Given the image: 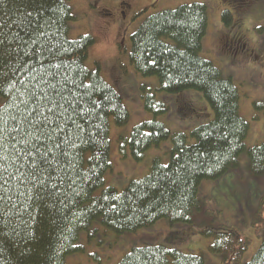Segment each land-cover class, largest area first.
Segmentation results:
<instances>
[{
  "label": "trees",
  "instance_id": "1",
  "mask_svg": "<svg viewBox=\"0 0 264 264\" xmlns=\"http://www.w3.org/2000/svg\"><path fill=\"white\" fill-rule=\"evenodd\" d=\"M262 1L245 0L246 4L250 3L246 6L248 12H264ZM239 3L246 5L242 0ZM229 8L222 22L227 27H223L224 35L230 47L236 50L238 44L240 48L246 46L249 53L245 58L250 59L253 54L257 63L256 57L259 60L262 57L256 48L262 44H248L249 38L238 27L240 22L229 21L232 15L236 18L237 10L233 6ZM29 16L31 27L27 22ZM72 21L68 0L0 3V33L7 35V41L0 43V99H3L0 109L12 111L14 87H19L17 79L27 80L29 67L51 58L39 46L45 40L55 57L52 63L63 65L61 71L68 79V86L75 84L81 91L87 89L78 113H69L74 123L61 124V128L68 129L73 143L67 158H62V171L53 173L55 178L48 186L17 183L19 174L11 181L5 174L0 182H6L0 188L3 197L0 199V264H67V257L78 251L75 244L79 234L97 222L115 235L145 232V244L133 247L117 264H204L201 253L188 255L158 244L165 239L180 242L181 235L191 230L199 231L211 241L208 251L221 264H264V184L255 181V177L264 179V142L247 146L249 125L242 117L244 110L238 87L230 76H224L210 61L200 57H205L201 55L203 39L207 30L210 32L206 7L194 4L162 11L146 20L130 37L128 58L133 70H123L116 59L105 78L98 69L91 72L86 67L88 48L94 40L87 35L71 39ZM37 27L42 33L39 43L34 39L33 29ZM259 66L264 68V64ZM133 71L141 78L152 77L156 81L141 87L143 110L154 118L134 126L128 140L122 138L121 148L127 145L133 161L140 163L147 151L159 148L164 142L171 141L172 147L166 164L155 158L147 175L131 179L118 191L105 186L104 177L112 171L110 153L114 163H119L118 131L115 130L111 148V126L127 127L130 114L124 100L140 94L136 91L134 96L131 88L123 89L121 85L127 73L132 78L130 83L133 82ZM188 91L202 94L212 111V118L196 126L190 136L173 131L165 121L167 114L179 120L197 111L193 99L186 94ZM73 93L80 94L75 88ZM134 104L137 100L130 99L129 106ZM204 109L200 107L201 111ZM140 115L141 112L136 118ZM243 155L252 182L247 181L248 185L234 182V190L246 211L231 214L235 220H219V212L210 211L208 195L202 186L236 174ZM250 185L253 196L248 194ZM201 213L203 217L198 221ZM215 217L218 222L205 220ZM255 240L258 242L255 253L245 263L243 255Z\"/></svg>",
  "mask_w": 264,
  "mask_h": 264
},
{
  "label": "rangeland",
  "instance_id": "2",
  "mask_svg": "<svg viewBox=\"0 0 264 264\" xmlns=\"http://www.w3.org/2000/svg\"><path fill=\"white\" fill-rule=\"evenodd\" d=\"M68 1L73 17V21L70 24L69 37L71 39L86 35L92 37L94 43L89 48L87 57L90 66L87 64V61L85 65L92 71L96 70L98 67L103 77L104 75L107 77L109 76V67L116 59L119 65L123 67V70L131 71L132 66L128 58L130 37L141 23H144L148 17L155 14L156 10H174V7L191 4L207 6L208 13L211 11V24L209 16L210 32L208 37L206 33L203 39V44L205 43V48L208 51H206V53L203 51V56L212 61L224 76H230L241 93V107L244 110V114L241 116L249 125V132L245 140L247 146L253 147L264 142V68L261 69L259 66L260 64H264V57L257 61V63H254L253 56H251L250 59L245 58L247 55L246 52L243 54L244 59L240 60L238 57L234 58L231 51H226L221 47L223 36L226 32L224 28L227 27L222 25L223 28L219 23H215L217 16L224 10L223 8L219 10L222 3L233 6L238 12L241 10L243 4L239 3L237 0H233L232 3H229L228 0H224V2H222V0H131V12H133V16L130 17L129 21L128 19L125 21V23H128L118 27L119 19H117V16H115V18H110L107 16L108 13H105V10L115 15V2L119 0ZM261 5L264 6V1H262ZM129 15L130 12L127 17ZM236 17L238 18L239 15H236ZM229 18L231 22L233 17ZM229 21L227 19V22L230 24ZM117 27L120 29L117 30ZM238 27L247 34L251 44L257 46L259 41H261L257 33L259 35L264 34V12H247L245 16L241 17V23ZM206 37L207 41L204 42ZM122 49L125 50L122 52ZM256 49L259 50V54L262 57L264 55V46L261 48L259 46ZM94 63L96 64L93 67ZM133 75L135 79H133L132 83H130L132 78L128 77L130 73H127L125 77H123L121 85L123 89L125 87L131 88L134 92V96L136 91L140 94L137 97L130 98L136 99L137 104L129 106L130 99L126 97L124 100V104L129 111L128 114H130L127 127L117 128L116 126H111V148L113 147V135L115 130L118 131L117 134L119 137L116 146L119 163L115 161V164H113L110 153L112 171H109L104 177V185L113 187L118 191L126 187L131 179H138L146 175L152 159L157 158L162 164H166L169 159L168 152L172 147L171 141L164 142L159 148L147 151L143 161L140 163L133 161L127 145L121 148L123 144L122 138L125 137L128 140L130 131L134 126L145 121H151L154 118L151 113L145 114L143 110L144 93L141 91V87L143 85H151L156 81L152 77L141 78L137 76L134 71ZM111 86L114 87L113 85ZM116 87H119V85ZM186 94L193 99V106L197 111H194L193 115L181 120H175L173 115L167 114L165 116V121L167 126L173 131H181L189 135L196 126L206 124L212 118V111L206 104L202 94L195 91H188ZM156 95L158 96L157 93ZM2 105L3 99H0V107ZM200 107H204L205 111L202 112ZM139 112H141V115L136 118ZM189 140L191 143L194 142L191 137ZM241 158L243 162L239 164L236 174H230L224 177L221 182H207L208 184L203 185L206 183L205 182L202 184V187L206 190L205 193L208 195L207 198L211 206V209L210 207L208 208L210 211L214 210L219 212V220H235L231 214L238 215L239 211H246V206L242 204L241 207L239 204L240 201L235 197L234 182L248 185L246 182H252L251 179L253 176L250 175L249 177L246 170L245 155ZM111 176H113V178L109 179ZM255 181L264 184V179L261 177H255ZM248 194L253 196L252 185L249 186ZM205 209L206 208H204V211ZM225 211L228 213H225ZM202 217L203 214L201 213L198 221H200ZM205 220L218 222L216 217L205 218ZM242 226L245 225L242 223ZM183 232L184 231H182L181 234ZM144 233L145 232L141 230L136 233L115 235L111 230L104 228L98 222L94 223L89 231L79 234L75 244L78 247V251L67 257V264H117L133 247H140L145 244L143 242L147 241V237L144 236ZM181 237L183 239L180 242L165 239L158 244L170 249H177L188 255L201 253L204 264H221L220 259L208 251V245L211 241L204 238L199 231H195L194 233L193 230L187 231L185 234L181 235ZM257 243L256 240L253 241L251 247L245 255H243V261L245 263L249 261L255 253Z\"/></svg>",
  "mask_w": 264,
  "mask_h": 264
},
{
  "label": "snow or ice",
  "instance_id": "3",
  "mask_svg": "<svg viewBox=\"0 0 264 264\" xmlns=\"http://www.w3.org/2000/svg\"><path fill=\"white\" fill-rule=\"evenodd\" d=\"M27 22L31 27L30 16ZM33 31L39 43L42 33L38 27ZM0 37H3L0 43L7 41L6 34L0 33ZM39 46L48 51L51 58L29 67L27 80L17 79L19 87H14L12 111L0 109V182L4 181L5 174L9 181L19 174L17 183L23 181L33 187H47L55 178L53 173L62 171V158H67L73 143L68 129L61 128V124L74 123L69 113H78L80 102L86 99L87 89L81 91L75 84L69 87L68 79L62 75L63 65L52 63L55 57L47 40ZM73 88L80 94L75 95ZM75 131H79V126ZM9 168L14 171L9 172ZM4 183H0V188Z\"/></svg>",
  "mask_w": 264,
  "mask_h": 264
},
{
  "label": "flooded vegetation",
  "instance_id": "4",
  "mask_svg": "<svg viewBox=\"0 0 264 264\" xmlns=\"http://www.w3.org/2000/svg\"><path fill=\"white\" fill-rule=\"evenodd\" d=\"M130 2L125 3V2H118L116 4V10L115 13H117V16H120L121 20H125L127 12H130V6H129ZM109 13V12H108ZM109 16H111L112 18H115V15H112L111 13H109Z\"/></svg>",
  "mask_w": 264,
  "mask_h": 264
}]
</instances>
